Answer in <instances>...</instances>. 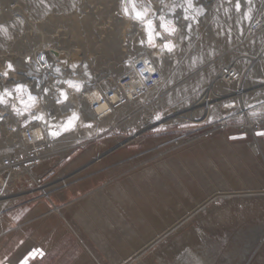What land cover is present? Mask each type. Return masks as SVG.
Wrapping results in <instances>:
<instances>
[{
	"label": "rangeland",
	"instance_id": "374dc122",
	"mask_svg": "<svg viewBox=\"0 0 264 264\" xmlns=\"http://www.w3.org/2000/svg\"><path fill=\"white\" fill-rule=\"evenodd\" d=\"M138 2L147 8L145 21L134 19L128 0H0V93H11L0 104V200L11 199L0 210V221H6L4 230L13 229L0 236V264H22L34 249L19 258L20 227L36 220L39 226L52 216V230L41 227L37 234L51 249L35 248L43 256L29 257L28 264H199L195 257L201 256L209 264H264V136L256 134L264 131V0H192L187 13V0ZM160 16L174 33L164 31ZM148 20L154 25L155 47L149 44ZM168 41L174 45L171 52L163 49ZM144 55L160 59V87L151 85L150 92L137 88L129 97L121 91L112 103L118 106L112 121L106 118L112 113L98 118L86 92L98 86L108 94L120 90L131 80V62L140 67ZM194 55L203 57L187 66ZM69 80L81 84V90L69 87ZM217 80L221 83L215 86ZM17 85L27 91L17 92ZM69 103L78 119L63 131L59 125L73 116ZM49 120L54 127L47 126ZM34 126L42 127L46 139L35 142L28 157L14 158L23 152V132L29 136ZM6 157L16 161L11 171L2 168ZM77 159L73 169L67 168ZM79 171L82 178L67 187L64 200L54 189L47 192L64 174ZM192 171L200 172L198 177ZM234 180L240 185H229ZM114 184L125 188L127 200L113 196ZM95 192H103L120 211L105 231L111 241L106 248L87 231H69L74 222L69 215L27 219L39 203L53 212ZM134 198L152 217L160 208L167 218L164 228H152L154 235L139 248L130 243L133 233L141 239L148 228L131 208ZM186 232L193 241L181 246L176 239ZM131 246L136 251L123 254Z\"/></svg>",
	"mask_w": 264,
	"mask_h": 264
},
{
	"label": "bare ground",
	"instance_id": "6f19581e",
	"mask_svg": "<svg viewBox=\"0 0 264 264\" xmlns=\"http://www.w3.org/2000/svg\"><path fill=\"white\" fill-rule=\"evenodd\" d=\"M136 8L138 9V10H141V11H143L144 9H147L141 2H138V3H136ZM132 9V8H131ZM132 13H133V11H132ZM133 15H134V13H133ZM203 56L202 55H194V56H190V58H189V60H188V63H187V66H191V65H193V64H195L196 62H198L201 58H202ZM135 60V59H134ZM141 61H140V63H141V65H140V67H138V65H137V63L134 61V62H131V64H130V72H131V80L129 81V82H127V83H124L123 85H119V83H118V85H119V87H120V90L118 89H114V91L111 93V94H108V93H105L106 91H103L101 88H99V86L98 87H93V88H91L88 92H86L87 94H85V97L87 98V100L90 102V103H92V105H94L93 106V110L95 111V114L98 116V118H102V117H104V116H106V115H108V114H111L112 113V115H108V116H106V118L107 119H109L110 121H112V119H113V116L115 115V113H116V108L118 107H116V106H113L112 105V103H115V102H117V101H119V99H120V93H121V91H123V92H125V94L128 96H131L132 95V92L133 91H135L137 88H144V87H148V91L150 92V89H151V85H153V87H152V89L153 88H155L154 86H158V87H160L159 86V82L160 81H162L161 79V72L163 71L162 70V68H161V64H160V59L159 58H153V57H151V56H146V55H144L143 57H141V59H140ZM147 62V63H146ZM139 63V62H138ZM209 65V64H208ZM207 65V66H208ZM4 69H6V68H4ZM207 69H208V67H207ZM211 69V68H210ZM212 70H214V69H212ZM210 71V70H209ZM143 72V74H141ZM205 72H208V70H205L204 72H202V73H205ZM220 83H221V80L219 81V80H217L216 82H215V86L216 85H220ZM162 84V83H161ZM141 90V89H140ZM122 92V93H123ZM148 92V93H149ZM148 93H147V95H148ZM125 95V96H126ZM145 95V94H144ZM126 96V97H127ZM128 96V97H129ZM208 100H210V98L208 99ZM119 105V104H118ZM69 106H70V111H71V114H76L77 113V109L75 108V107H73L72 106V104H70L69 103ZM79 120H80V122L79 123H83L84 121H83V119H81V117L79 118ZM47 126L49 127V128H52V127H54L55 126V124L52 122V121H48L47 122ZM57 126V125H56ZM59 129H63V125L62 124H60L59 125ZM47 133H48V131H47ZM50 134V133H49ZM48 134V135H49ZM22 136H23V142H24V145H23V148L25 149H23V152L21 153V154H19V155H15V156H13L14 158H22L23 156H26V157H28V155H29V150H30V147L32 148V146L35 144V142H37V141H39V140H41V139H43V140H45L46 139V135H45V132H44V130L42 129V127H39V126H34L31 130H29V136H28V134H27V130L25 131V132H23V134H22ZM49 139H51L52 137H48ZM53 140V139H52ZM76 143V142H75ZM213 144V143H212ZM260 144V143H259ZM74 145V144H73ZM207 144H205V146H206ZM204 146V147H205ZM207 146H209V145H207ZM206 148H208V147H206ZM28 152H27V151ZM215 150V149H214ZM205 152V151H204ZM208 152H210V150L208 151ZM206 154V153H205ZM204 154V155H205ZM210 154V153H209ZM212 154H214V153H212ZM208 155V154H207ZM216 155H217V153H216ZM215 155V156H216ZM209 156V155H208ZM81 157V156H80ZM207 157V156H206ZM212 157V156H211ZM7 158V159H6ZM6 158H4V160H3V163H2V168H4V169H9V171H11L10 169L12 168L11 166L12 165H10V164H12V162H16L15 161V159H11L10 157H6ZM202 158H205V157H202ZM208 158V157H207ZM210 158V157H209ZM208 158V159H209ZM214 158H216V157H214ZM213 158V159H214ZM228 158V157H227ZM80 159V158H79ZM79 159H77L76 161H74V162H72L67 168H72L73 169V166L76 164V163H78V160ZM213 159L211 158V161L213 162ZM223 159V158H222ZM226 159V158H225ZM229 159H231V158H229ZM13 160V161H12ZM181 160H183V159H181ZM235 160V159H234ZM171 161V160H170ZM200 161V160H199ZM206 161H208V160H206ZM206 161H205V163H206ZM210 161V160H209ZM208 161V162H209ZM210 161V162H211ZM169 162V161H168ZM181 162V161H180ZM204 162V161H203ZM171 163V162H170ZM178 163V162H177ZM185 164H186V162H184ZM214 163H215V160H214ZM226 163V162H225ZM165 164V163H164ZM175 164V162L174 163H172V165H174ZM180 165H181V163H179ZM207 164V163H206ZM209 164V163H208ZM212 164V163H211ZM230 164V163H229ZM239 164V163H238ZM166 165V164H165ZM165 165H164V167H165ZM178 165V164H177ZM205 165V164H204ZM210 165V164H209ZM217 165V164H216ZM228 165V164H227ZM233 165V164H232ZM231 165V166H232ZM187 166V165H186ZM196 166V165H195ZM207 166V165H206ZM219 166V165H218ZM230 166V165H229ZM234 166V165H233ZM166 167H168V166H166ZM166 167H165V169H166ZM174 168H175V166H173ZM172 167V168H173ZM177 167V166H176ZM179 167V166H178ZM182 167V166H181ZM204 167V166H203ZM215 167V166H214ZM217 167V166H216ZM184 168V167H183ZM188 168V167H187ZM199 168V167H198ZM213 168V167H212ZM218 168V167H217ZM217 168H215V169H217ZM235 168V167H234ZM168 169V168H167ZM195 169H197L196 167H195ZM194 169V170H195ZM221 169V168H220ZM229 169V168H228ZM69 170V169H68ZM67 170V171H68ZM155 170V169H154ZM178 170V169H177ZM186 170V169H185ZM193 170V169H192ZM207 170H209V169H207ZM207 170H206V172H207ZM213 170V169H212ZM212 170H210V172H209V174L211 173V171ZM237 170V169H236ZM73 171V170H72ZM83 171V170H82ZM82 171H79V172H77V173H75V172H73V173H70V174H68V175H66V174H64L63 175V179H62V181L61 182H59L58 184H54V186L53 187H49L48 189H47V192H49V193H51L52 191H53V189L56 191V194L61 198V199H65L66 197H67V187H69L73 182H77L79 179H81L82 178V176L81 177H79L78 175L82 172ZM92 171H94V170H92ZM174 171V170H173ZM172 171V172H173ZM180 171V170H179ZM183 171V170H182ZM182 171H181V174H183L182 173ZM199 171H201V168H199ZM217 171V170H216ZM220 171V170H219ZM218 171V172H219ZM226 171V170H225ZM64 172H66V171H64ZM63 172V173H64ZM154 172V171H153ZM218 172H216V173H218ZM222 172H224V171H222ZM227 173L228 172H230V171H226ZM226 172H224V173H226ZM249 172V171H248ZM92 173V172H91ZM166 173H168V172H166ZM171 173V172H170ZM187 173V172H186ZM185 173V174H186ZM191 173V172H190ZM192 173H194L195 175L194 176H196V177H198V175L196 174V173H198L197 171H192ZM200 173V172H199ZM198 173V174H199ZM208 173V172H207ZM221 173V172H220ZM141 174V173H140ZM147 174V173H146ZM169 174V173H168ZM202 174H204V172L202 171ZM208 174V175H209ZM213 174V173H212ZM239 174V173H238ZM66 175V176H65ZM82 175V174H81ZM85 175V174H84ZM137 175V174H136ZM135 175V176H136ZM142 175V174H141ZM215 175V174H214ZM214 175H212V176H214ZM226 177H227V174H224ZM78 176V177H77ZM156 176V175H155ZM158 176V175H157ZM169 176H171L170 174H169ZM179 176H181L180 174H179ZM187 176V175H186ZM189 176H191V175H189ZM188 176V177H189ZM202 176V175H201ZM204 176V178H206L205 177V175H203ZM202 176V177H203ZM216 176H218L217 174H216ZM239 176V175H238ZM240 176H242V174L240 175ZM138 177H139V175H138ZM232 177V176H231ZM235 176H233V178H234ZM248 177V176H247ZM133 178H134V176H133ZM137 178V177H136ZM136 178H134V179H136ZM151 178V177H150ZM172 178V177H171ZM176 178V177H175ZM174 178V179H175ZM180 178V177H179ZM182 178V177H181ZM207 178H209V177H207ZM206 178V179H207ZM212 178V177H211ZM217 178V177H216ZM232 178V179H233ZM237 178V177H236ZM0 179H1V177H0ZM3 179V178H2ZM1 179V180H2ZM142 179V178H141ZM152 179H153V177H152ZM177 179V178H176ZM199 179H200V175H199ZM223 179V178H222ZM222 179L220 180V181H222ZM225 179V178H224ZM235 179V178H234ZM245 179V178H244ZM243 179V180H244ZM249 179V178H248ZM147 180V179H146ZM145 180V181H146ZM154 180H155V178H154ZM219 180V179H218ZM228 180V179H227ZM238 180V179H237ZM251 180V179H250ZM116 181H118V180H116ZM120 181V180H119ZM124 181V180H123ZM126 181V180H125ZM138 181V182H137ZM139 179L138 180H136V182L138 183V184H142V182L140 181V183H139ZM142 181H144L143 179H142ZM177 181V180H176ZM196 181V180H195ZM198 181V180H197ZM203 181H204V179H203ZM206 181V180H205ZM220 181H219V183H220ZM240 181H242V180H240ZM127 182V181H126ZM131 182V181H130ZM133 182V181H132ZM181 182V181H180ZM179 182V183H180ZM207 182H209V183H211L209 180L207 181ZM224 182V181H223ZM237 182V181H236ZM235 182V180L233 181V182H230V184L229 185H233L234 183H236ZM239 182V181H238ZM115 183V182H114ZM120 183H121V181H120ZM122 183H124V182H122ZM156 182H154V184H155ZM158 183H160L159 181H158ZM158 183H157V185H158ZM195 183V182H194ZM199 183H200V180H199ZM202 183H204V182H202ZM214 183H216L215 181H214ZM225 183V182H224ZM228 183V182H227ZM241 183V182H240ZM245 183H247V182H245ZM115 184H117V183H115ZM114 184V186H115V190L113 191V189H112V192H111V190L109 191V192H111V193H113V194H111V195H113L114 197H116V198H118L117 200H120V202H121V200H124V199H126L127 200V196H128V193L126 192V190H125V188H120L119 187V184L118 185H115ZM127 184L128 185H130V183H128L127 182ZM140 184V185H141ZM146 184V183H145ZM145 184H144V186H145ZM162 184V183H161ZM160 184V185H161ZM197 184H198V182H197ZM208 184V183H207ZM218 184V183H217ZM244 184V183H243ZM127 185V186H128ZM202 185H204L205 186V184H202ZM211 185V184H210ZM212 185H214L213 183H212ZM211 185V186H212ZM220 185V184H219ZM226 185V184H225ZM238 185H240L239 183H236V185H234V186H238ZM126 186V185H125ZM159 186V185H158ZM162 186V185H161ZM200 186V185H199ZM207 186V185H206ZM205 186V188H207ZM217 186V185H216ZM111 187V186H110ZM135 187V186H134ZM142 187V185L140 186V188ZM147 187H148V183H147ZM146 186H145V188H147ZM186 187V186H185ZM224 187V186H223ZM230 187V186H229ZM112 188V187H111ZM131 188H133V187H131ZM136 188V187H135ZM153 188V187H152ZM187 188V187H186ZM210 188V187H209ZM216 188V187H215ZM225 188V187H224ZM110 189V188H109ZM163 189V188H162ZM166 189V188H165ZM208 189V188H207ZM211 189V188H210ZM98 190H100V189H98ZM108 190V189H107ZM129 190V189H128ZM132 190V189H131ZM145 190V189H144ZM151 190V189H150ZM149 190V191H150ZM186 190H188V189H186ZM204 190H206V189H204ZM221 190H223V189H221ZM220 190V191H221ZM134 191V190H133ZM149 191L147 190V192L149 193ZM154 191V190H153ZM211 191V190H210ZM213 191V190H212ZM98 192V191H97ZM132 192V191H131ZM131 192H130V196L131 197H133V195H134V193L132 192V194H131ZM206 192H207V190H206ZM219 192V191H218ZM93 193V192H92ZM138 193V192H137ZM152 193V192H151ZM190 193V192H189ZM208 193V192H207ZM109 194V195H110ZM150 194V193H149ZM148 194V195H149ZM110 195V196H111ZM147 195V196H148ZM162 195V194H161ZM160 195V196H161ZM192 195V194H191ZM194 195V194H193ZM113 196H112V198H113ZM150 196V195H149ZM190 196V195H189ZM193 197V196H192ZM192 197L190 198V199H192ZM108 197L106 196V195H104V193L102 192V193H96L95 192V194H92V197H89V195L87 196V197H85V198H81V199H78V201L76 202H73V201H70V202H67V203H65L64 205H62V206H56L55 207V209L53 210V212H44V211H42L43 209H42V206H44V205H42V206H36V208H35V210L33 211V213H32V215L33 214H36V218H39L40 220H45V219H47L51 214L52 215H56V216H58V217H65V218H67L68 217V215L69 216H71L73 219H74V222L73 223H71V228L69 229V228H67L69 231L71 230V231H75L78 235H81L82 234V231L84 230V231H87L88 233H90L91 234V236L93 235V237H94V239L96 240V239H98L96 242L99 244V245H101L100 247H105L106 248V246H107V244L109 243V242H111L110 241V239H109V237H108V234H107V232H105V231H107V229H110V227H111V219H113L114 220V218H115V220H118V216L120 215V211L118 210V208L116 207H114L113 205H111L110 203H109V198L107 199ZM195 198V197H194ZM197 198L198 197H196L194 200L196 201L197 200ZM116 200V199H115ZM133 200V207H131L132 209H133V211H135V212H137L138 214H140V217H139V219H140V221L143 223V224H146L144 227H147L146 229H147V232L146 231H144L145 232V235L141 238V239H139L138 237L140 236V234H139V236L138 237H136V236H134L135 235V233H133L134 235L131 237L132 239V241L130 242V243H133L135 246H137V248H139L140 246H142L143 247V245H146V243H147V241L150 239V237H151V235H154V233L152 234V232H153V230H152V228H154V230L156 229H158V231L159 230H162L163 228H164V226H165V223H166V219L167 218H165V214L163 215V213L161 212V211H163V212H165L162 208V210H159V209H157V211H159L158 213H159V215H157L156 217L155 216H151L150 215V213H148V212H150V211H148L146 208H145V206H143L142 205V202H140V201H138L136 198H134V199H132ZM148 200V199H147ZM154 200V199H153ZM193 200V199H192ZM193 200V201H194ZM199 200V199H198ZM10 201H11V199H9V200H0V210L1 209H3V208H5V205L6 204H9L10 203ZM125 201V200H124ZM169 202H170V199L168 200ZM175 201V200H174ZM173 200L171 201V202H174ZM197 202V201H196ZM202 202V201H201ZM129 203V202H128ZM176 203H178V202H176ZM187 203V202H186ZM185 203V204H186ZM190 203H191V201H190ZM192 203H194V202H192ZM118 204V203H117ZM171 204V203H170ZM173 204V203H172ZM195 204V203H194ZM125 205V204H124ZM131 205V204H130ZM174 205H176L175 203H174ZM188 206V208L190 207L189 206V203L187 204ZM191 205H193V204H191ZM147 206V205H146ZM171 206V205H170ZM173 206V205H172ZM171 206V207H172ZM178 206V205H177ZM180 206H181V204H180ZM194 206V205H193ZM45 208H46V206H44ZM161 207V206H160ZM192 207V206H191ZM154 208V207H153ZM168 208H169V206H168ZM179 208V207H178ZM177 208V209H178ZM183 208V207H182ZM180 209V208H179ZM178 209V210H179ZM184 209V208H183ZM182 209V210H183ZM128 210H129V208H128ZM155 210V209H154ZM170 210H172V215H173V209H170ZM124 211V210H123ZM166 211H167V209H166ZM169 211V210H168ZM184 211V210H183ZM37 213H39V215H37ZM176 213H178V212H176ZM175 213V214H176ZM136 214V213H135ZM134 214V215H135ZM161 214L163 215V216H161ZM169 214V213H168ZM171 214V213H170ZM238 214V213H237ZM253 214V213H252ZM125 215H126V213H125ZM150 215V216H149ZM152 215H153V213H152ZM167 215V214H166ZM171 215V216H172ZM137 216L138 215H136V218H137ZM132 217V216H131ZM150 219V223H149V221L147 220V219ZM9 219V218H8ZM38 219V220H39ZM128 219V218H127ZM1 220H3V219H1ZM114 220V221H115ZM132 220H133V218H132ZM124 221V220H123ZM135 221V220H134ZM137 221V220H136ZM139 221V220H138ZM146 221L148 222V223H146ZM30 222V221H29ZM121 223V222H120ZM40 224V223H39ZM122 224V223H121ZM134 224H135V222H134ZM5 220L4 221H0V236L1 235H3V234H5L6 232H9L10 230H13V229H5L4 230V228H5ZM142 225V224H141ZM167 227V226H166ZM213 227V226H212ZM21 229H22V227H20ZM121 228V227H120ZM139 229V228H138ZM137 229V230H138ZM117 230H118V228H117ZM152 230V231H151ZM100 233V235H98V233ZM110 232V231H109ZM121 232V235H122V231H120ZM160 232V231H159ZM124 233V232H123ZM158 233V232H157ZM187 233V232H186ZM84 234H85V232H84ZM86 235H87V233H86ZM125 235V234H124ZM184 235V237H183V239H176V240H179V244L181 245V246H183V244H184V242H190V243H192L191 242V234L189 235L188 233L187 234H183ZM98 237V238H97ZM141 237V236H140ZM153 237V236H152ZM93 239V238H92ZM123 239H124V237H123ZM32 240V239H31ZM127 240V239H126ZM126 240H124V241H126ZM152 240V239H151ZM128 241V240H127ZM126 241V242H127ZM193 241V240H192ZM33 244V243H32ZM119 244V243H118ZM127 244V243H126ZM130 245H132V244H130ZM128 246H129V242H128ZM134 246V247H135ZM175 246V245H174ZM180 246V247H181ZM132 247V246H131ZM134 247H132V248H126V249H124V251H123V254L124 253H129V251H130V249L131 250H134V251H136L135 249H133ZM27 247H26V245L25 246H23L22 248H21V250H19L18 251V253L21 255V254H23V252H24V250L26 249ZM104 250H106V249H104ZM109 250V249H108ZM121 251H122V249H121ZM133 252V251H132ZM170 252V251H169ZM85 256V255H84ZM112 256V255H111ZM80 261H81V259H80ZM80 261H77V262H80ZM195 261L197 262V263H199V264H209V262H208V260L204 257V256H201V257H195ZM82 262V261H81ZM80 262V263H81ZM80 263H77V264H80Z\"/></svg>",
	"mask_w": 264,
	"mask_h": 264
},
{
	"label": "snow or ice",
	"instance_id": "6c2138e0",
	"mask_svg": "<svg viewBox=\"0 0 264 264\" xmlns=\"http://www.w3.org/2000/svg\"><path fill=\"white\" fill-rule=\"evenodd\" d=\"M128 3L132 4V11L134 13V19H137V20H140V21H145V15H146L147 9H144L143 11L138 10L136 8V0H128ZM239 7H240V5H239V3H237V5H236L237 10H239ZM189 8H193L192 0H187V8L185 9V13H187V11H188ZM199 11L202 12V10H199ZM124 12H125L126 15L128 14V8L127 7L124 8ZM159 19L161 21V27L164 29L165 32H168L170 35L175 32L176 29L174 27L170 28L168 26V23L169 22H165V19H164L163 16H160ZM185 19H188V16L187 15H185ZM145 26H146V31L148 33L149 44H150V46L155 47L156 45L154 43V36H153V31H154L153 22L151 20H148V21H146ZM156 35L159 36V33H156ZM173 47H174V45H172L170 41L166 42L163 45V49H167L169 52H171L173 50ZM8 67L11 69L12 66L9 64ZM73 68H75V65H73ZM56 71L59 72V69H56ZM141 74H143V72ZM4 75H7V73H4ZM66 83L68 84L69 87L75 89L76 91H80L81 88H82V85L81 84L75 83V82H73L71 80L66 81ZM16 91L17 92L27 91V89L23 85H17L16 86ZM44 91L47 92V89H45ZM5 94L11 95V93H9L7 89H5L4 93H0V104H6L7 103V101L4 99ZM61 95L64 97V99H67V95L63 91H61ZM28 99L30 101H33L34 102L36 100V97L32 96L29 93ZM21 102L23 103V101H21ZM61 102L62 101L57 100V103H61ZM225 107H232V105H230V104L229 105H225ZM13 108H14V110H16L14 105H13ZM16 111H17V114H20L19 113V110H16ZM252 115L255 116V115H257V113L253 112ZM155 118L157 120H159V119H161V115L160 114H157ZM33 119H43V117L42 116H40V117H33ZM76 119H78V117L74 113L73 116L69 118V120L67 121V123L65 125H63V131H69V130H71L72 127H74V121ZM209 122H211V121H209ZM90 126L91 125H88V127H90ZM256 134L258 136H264V131L257 132ZM51 135L53 137H56V136L60 135V132H51ZM232 139H237V137H232ZM37 254H39L40 256H43V252L41 250L34 249L31 253H29V256L28 257H25V259L22 261V264H28L29 257L35 259V257L37 256Z\"/></svg>",
	"mask_w": 264,
	"mask_h": 264
},
{
	"label": "crops",
	"instance_id": "0c3cea01",
	"mask_svg": "<svg viewBox=\"0 0 264 264\" xmlns=\"http://www.w3.org/2000/svg\"><path fill=\"white\" fill-rule=\"evenodd\" d=\"M39 206H42V205H44L43 203H39L38 204ZM45 206V205H44ZM44 206H42V209H43V211H45L46 209H48L49 207L47 206V203H46V208L44 207ZM46 212V211H45ZM37 215H39V214H37ZM36 216V214H30V215H28V217H27V219L28 220H31V219H33L34 217ZM4 218H6L7 220H8V218L7 217H4ZM50 219H48V222H44L43 224H39V226L37 225V220L34 222V223H30L29 221H28V225L26 226L25 224H27V223H25L24 225L25 226H22V229L23 230H21V228L19 229L20 231H19V233H20V235L22 236V238H21V241L18 243V245H17V248H16V251L18 250H21V248L23 247V246H25L26 245V249L24 250V252H23V254H21V255H19V256H21V257H19L17 254H16V256H17V258L19 257L20 259L23 257V255L25 254V253H28V251L29 250H31V249H35V248H40L42 251H47V250H50L51 249V247H49V243H45V242H43V243H40L39 241V239H38V236H37V234H38V230L41 228V227H44L45 229H47V228H49V229H51V228H53V226L52 225H54V220H55V217L54 216H52V217H49ZM6 222V221H5ZM50 222V223H49ZM7 223L9 224V222L7 221ZM28 226H31L32 228H33V232L32 231H30V232H28ZM52 230V229H51ZM48 234H49V231H48ZM32 239V240H31ZM33 243V244H32ZM51 246V245H50ZM26 255V254H25ZM15 257H13L12 259H14ZM16 258V261L18 260Z\"/></svg>",
	"mask_w": 264,
	"mask_h": 264
}]
</instances>
